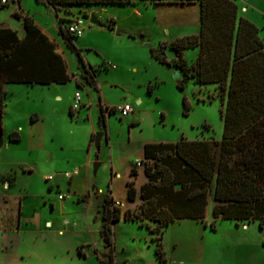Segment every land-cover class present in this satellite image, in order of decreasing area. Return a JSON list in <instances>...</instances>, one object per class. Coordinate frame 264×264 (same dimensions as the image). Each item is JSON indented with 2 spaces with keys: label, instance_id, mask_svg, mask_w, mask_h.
Listing matches in <instances>:
<instances>
[{
  "label": "rangeland",
  "instance_id": "rangeland-1",
  "mask_svg": "<svg viewBox=\"0 0 264 264\" xmlns=\"http://www.w3.org/2000/svg\"><path fill=\"white\" fill-rule=\"evenodd\" d=\"M255 1V5L260 3L264 10V0ZM18 7L23 13L28 11L43 27L53 25L57 21L51 9L35 4L34 0H18V3H11L9 0L8 6L0 10V23L18 26L20 29L21 19L13 16ZM248 7L258 12L257 9ZM260 13L264 14V11ZM73 14L75 15L70 9H64L61 24L62 20L69 19ZM92 14L103 25H110L113 19L114 30L109 32L113 37H109L103 27L89 22ZM76 15L82 16L85 29L75 43L81 50L84 61L96 70L100 90L91 87L88 91L79 87L81 99L88 103L90 108L87 112L81 108L78 114L73 113L72 117L68 115L65 104L70 100L69 95L74 93L73 82L59 87L57 92L36 87L37 89L31 92L36 99L35 104L27 110L24 109L31 114L27 118L23 115L17 117L13 113L14 109H7L3 122L6 133L8 135L17 130L21 140L0 149V210L3 212V224L16 222L17 207L21 199L25 209L24 216L34 219L36 225L39 224L38 218L55 215L57 218H69L70 223L75 220L80 227L81 219L86 214L83 213L82 204L77 203L72 195H66L61 210L57 209V203L54 212L50 210L48 203L43 204L48 195H51L54 203L56 202L55 190L47 194L44 175L59 174L63 169H69L71 172L72 166L76 165L82 169L76 177L77 193L87 191L89 179L95 176L98 189L103 193L109 192L111 166L123 173L129 164L128 156L138 152L142 141L175 142L181 137L194 140L203 136H210L217 141L221 139V111L224 109V103L218 97L217 88L200 87L192 79L187 81L183 90L177 88V81L183 79V73L175 65L177 53L171 43L185 34L192 35V25L188 26L182 22L186 17L190 22L196 19L191 7L185 12L175 4H146L142 0H135L129 7L104 4L88 6L85 9L80 7ZM257 27L260 29V36L264 38V26ZM117 28L128 31V34L115 35ZM55 36L62 46L61 39L56 33ZM151 49L162 52L166 62L158 61L152 55ZM64 51L68 69L76 72L80 69L76 55L68 49ZM183 51L182 55L189 64L195 61L196 48H186ZM77 72L82 74V69ZM176 73L179 74L177 77L174 76ZM148 86H151V92H148ZM55 93L61 98L57 100ZM183 97H186L190 104L187 115L183 114ZM136 99L141 101L140 108L135 102ZM101 100L113 106L128 103L134 111L138 110L135 112L136 123H127L128 117L117 112L106 114V128L100 127L102 130L96 131L103 132L100 141L102 147L96 151L94 136L90 143L94 149V157L97 153L101 166L95 176L92 166L87 177L84 167L88 155L85 142L91 122L94 124L98 120ZM33 109L38 113H45L44 119L36 121L32 115L34 111L31 112ZM87 113L86 118L84 114ZM107 136L109 142L106 140ZM22 167L31 170L23 171ZM10 170L11 172L2 174ZM14 175L15 185L8 191L10 195L7 202V195H4L2 190L7 192V184L13 182ZM48 183L51 184L50 180ZM122 189L121 184L115 185L117 195ZM62 196L65 198L64 193ZM88 200L92 210L98 208L97 198L91 196ZM204 221V224L194 223V226L185 229L201 248L200 253H196V258L187 240L178 241L179 246L173 249L172 239L175 234L169 227L164 230L162 243L167 256L166 264H264V223L260 228L256 220L237 225L234 220L219 218L212 228L213 217L210 210L206 213ZM119 229L121 238L128 234L126 228ZM86 236L83 232H77L67 242L59 243L53 240L45 241L43 233L35 235L15 233L12 230L3 232L0 229V264H74L64 258V249L77 241H84ZM154 236L155 234L148 232L146 241L144 242V236L140 240L144 245L141 252L135 253L132 249L119 252L118 259L129 254L130 264L154 260ZM79 249L82 250V247L78 246L77 251H80ZM52 256L54 258H51Z\"/></svg>",
  "mask_w": 264,
  "mask_h": 264
},
{
  "label": "trees",
  "instance_id": "trees-1",
  "mask_svg": "<svg viewBox=\"0 0 264 264\" xmlns=\"http://www.w3.org/2000/svg\"><path fill=\"white\" fill-rule=\"evenodd\" d=\"M35 1L55 11L76 5L133 3V0ZM147 1L199 3V31L171 43L177 53L175 65L183 73L177 88L183 90L189 79L199 85L215 84L218 97L224 103L219 141L181 137L175 142H147L143 146L144 157L140 163L147 180L141 185V202L136 209H126L122 217L155 234L152 238L155 258L157 264H165L167 256L162 243L165 228L175 220H203L210 192L214 201L212 228L219 218L234 220L237 225L256 220L260 228L264 223V38L253 22L239 15L235 0ZM5 5L0 0V9ZM13 16L22 20L25 35L20 39L0 27V127L5 83L69 81L54 44L39 31L32 18L22 10H15ZM74 16L62 20L60 34L77 57L81 77L96 89L95 69L84 61L81 50L75 45L77 37L67 34L64 28ZM186 48L198 49L194 63L189 64L184 59L182 52ZM151 53L158 61L166 62L162 52L151 49ZM147 90L151 92V86ZM182 105L183 114L187 115L190 104L186 97ZM112 107L99 106L100 127L106 128V114L114 112ZM69 115H73L71 109ZM8 139L19 141L18 131H11ZM138 166L134 162L130 169L129 200L135 199L134 178ZM120 218L121 210L108 192L101 214L100 232L106 249L100 251V264H116L111 222Z\"/></svg>",
  "mask_w": 264,
  "mask_h": 264
},
{
  "label": "crops",
  "instance_id": "crops-1",
  "mask_svg": "<svg viewBox=\"0 0 264 264\" xmlns=\"http://www.w3.org/2000/svg\"><path fill=\"white\" fill-rule=\"evenodd\" d=\"M142 1L145 2L146 4L147 3L149 4V1H147V0H142ZM258 1L261 2L262 0H258ZM1 2L3 3V0H1ZM15 2L18 3V0H11V3H15ZM235 2L239 6V15L246 17L247 19H249L251 22H253L257 26L258 25L264 26V14L260 13V12H263L264 10L260 6V3H258V5H255L256 4L255 0H235ZM134 3H135V0H133V3L122 5V6H128L129 7V6L133 5ZM4 4H6V5L3 8H1L0 10H2L8 6L9 0H5ZM35 4L44 5L47 8L51 9L48 5L40 3V2L35 1ZM157 4H161V3H157ZM93 5H100V4H93ZM105 5H112V4H105ZM175 5L176 6L178 5L180 7V9H182L185 12L188 11L189 7L192 8L196 19H194L190 22V20L187 21V17H186L185 20H183L182 22L186 23L188 26L191 24L192 28H193L191 31V34H196L199 31V3L198 2L183 3V4L178 3ZM89 6H92V5H89ZM117 6H119V5H117ZM248 6H251V8L253 7L255 9H257L258 12L255 11L254 9H250ZM80 7L81 6L76 5V6H71L69 9H70V12H73L76 15V13L79 12ZM85 7H88V6H83L82 8L85 9ZM18 10H19V7H18ZM51 10L55 14L57 21L54 22L53 25H45L44 27L41 26L37 21H35L33 19V17L29 14L28 11L25 14H27L28 16H30L32 18L33 23L37 26L39 31L43 35H45L46 38L51 43L54 44V51L60 55V57L62 58V60L65 64V73L69 76V81H67L66 83L50 82L47 84H41V83H31V84H28V83H5L3 85V88L6 91V96L4 98V108H3V113H2V117H1V128L3 130V137H4V146L3 147L8 146L10 143H13V141H10L8 139V135L6 133V129H5L4 123H3L4 118L6 116V113H7V109L8 108L14 109L13 113L17 117L23 115L25 118H27L28 115H31L25 110L29 109L28 107L33 106L35 104L36 99H35V97H33L31 95V92L34 91L35 89H37L36 87H40L38 89H44V88L48 89V90L51 89V90H54V92H57V91H59L58 90L59 87L73 82L75 84L74 93L76 91L80 90L79 87L85 88V89H88V88L90 89L91 87H93L84 78L81 77V74H78L77 71H80L81 68L77 69L76 72H71L68 69L67 61L65 59L64 49H68L69 51H70V49L67 47L62 35L60 34V28H59V26L61 24L62 15L64 13V9L60 8L56 11L53 9H51ZM72 16H74V14ZM18 20H20V19H18ZM4 24H8V23L2 22V23H0V27H5L9 31H11V33H13L15 36H17L20 39L24 37L25 29L22 25V20H20V26H19L20 29H18V26H11L9 24L8 25H4ZM104 25L105 26H103V28L105 29L108 36L113 37V35L111 33H109L110 31L112 32L114 30L113 29L114 28L113 19H112L110 25H108L107 23ZM55 33L61 39L60 41L62 42V46L58 43V40L55 36ZM127 34H128V31H127ZM186 35H189V34H185L183 36H186ZM75 45H76V43H75ZM71 53H73V52H71ZM183 53H184V51H183ZM197 53H198V49H197ZM194 62L195 61H193L191 63H194ZM78 68H79V66H78ZM95 83H96L95 84L96 89L100 90V86H99L100 80H99V78H97L96 70H95ZM77 84H80V85L78 86ZM197 85H199V84H197ZM199 86L200 87H206V86L217 87L215 84H205V85H199ZM89 89H88V91H89ZM79 93H80V101L82 104L81 108L82 109L84 108L83 110H85L87 112L88 109L90 108V105L88 103H85L84 100L81 99V96H82L81 92L79 91ZM73 94H72V96L69 95L70 100L67 101L65 104V106L67 107L68 115H69V110L71 109L70 107L72 104L71 101L73 100ZM54 97H56L57 100L61 98V96L58 93H55ZM99 102H100L99 106H103V107L107 106L108 108H110V106L111 107L113 106V104L106 103L103 100H101ZM135 102H136V104H139V108H140L141 101L139 99H136ZM121 104H128V103H121ZM131 108H132V111L126 115L128 117L127 123L134 124V123H136L135 122V120H136L135 112L138 110L134 111L132 106H131ZM32 111H34L32 113V115H34V118L36 121L37 120H43L45 115H46L45 113H38L36 109L31 110V112ZM22 112H25V114H23ZM78 112L76 113V115L78 114ZM107 114L110 115L108 112H107ZM72 116H70V117H72ZM84 116L87 118L88 113L84 114ZM204 127H206L205 128L206 130H208V127L206 125H204ZM97 130H102V129H100V126L98 124V120H97V122H94V124H93V122H91V127L88 131V134L86 137V142H85V149H86V153L88 155H87V160L84 162V167L87 170V177H88V174H90V172H91L90 169L92 168L93 163L99 162L97 153H96V157H94V149H93V147L90 146L92 136H94V138H95V132ZM14 131H17V130H14ZM105 133L107 134V131H105ZM209 138L212 139V137H210V136L209 137L203 136L202 138H198V139H209ZM20 140H21V136H20ZM106 140H107V142H109L110 139L108 138V136L106 137ZM194 140H196V139H194ZM147 142H158V141H148V140L142 141L138 147L139 149H137L138 152L136 154H132V155L128 156L129 164L123 173L119 172L116 167L111 166L110 179H109V194L112 196L114 202H118V203L122 204L121 206H119V208L121 210V218L118 221L111 222V228H112V232H113V235H112V237H113V248H114L113 253H114V261L116 262V264H130L129 259L131 257L129 254L127 255L128 257L126 255H122V258L118 259V253L123 252V251H127L129 249L134 250L135 253H137L139 251L141 252L144 245L141 244L142 242H140V240L144 236V238H145L144 242H145L146 241V235L149 232V230L146 227H141L136 222H133V221H126L122 217V215L124 214V211L126 209H136L141 202V196H140L141 185L147 180V177L145 176V173H144L142 163H140V165L138 166V174L134 178V188L136 190V195H135L134 200H129L127 197V181H129L131 179L130 169H131L132 163L140 162L143 159V157H144L143 146ZM164 142H169V141H164ZM100 147H102V145ZM66 162L70 163L68 160H66ZM100 166H101V164H100ZM26 169L29 171L31 170L27 167V168H23V171H25ZM63 170L64 171L59 170L60 171L59 174L52 175L53 180L50 181L51 184H49L48 181L45 180V185L47 188V194H50V192L52 190L53 191L55 190L56 202L54 203L51 195L50 196L48 195L47 196L48 198L43 201V204L48 203V206H50V210L52 212H54V209L56 207L58 210H61V206H63V201L66 199V195H72L73 199L77 203L82 204V206L84 207L83 213L86 214L81 219L80 227H78V223L75 220H73V222L70 223V221H68L69 218H66V217L65 218L64 217L57 218V217H55V215H53L54 217L50 215V217L46 216V217H41L40 219L38 218L39 224L36 225L34 219H30V218H27L24 216L25 209L23 208V205L21 203L22 200L20 199L19 203H18V207H17L16 222H14L13 224H9V222L3 224V221H2L3 212H2V210H0V215H1L0 229L3 232H6V231L9 232L12 230L15 233H33L35 235H38L39 233H41V234L43 233V239L45 241L53 240V241L59 242V243L67 242L69 240V238L71 236L72 237L75 236V234L77 232H83L84 234L87 235L86 236L87 238L84 241L75 242L74 245L72 244L67 249L65 248L64 253L62 255H65L64 258H66L70 262H73L74 264H89V263L100 264V262H99L100 251L106 249V247L102 244V239H101V232H100L101 223H102L101 214H102V209H103L104 197L108 192L105 191L103 193V191L101 189H98L96 178H95L96 176H95L92 179L91 178L89 179V183H88L89 187H88L87 191L77 193V178L76 177H78L80 175V172L82 170L81 167L73 165L72 166L73 171L70 172L69 169L68 170L63 169ZM15 171L16 170H14L13 173H15ZM7 172H11V170L10 171H4L2 174H5ZM62 172H70V173H72V176L70 178H65V177H63ZM43 177L46 178L47 175H44ZM6 183H8V182H6ZM117 184H121V186L123 188L122 192L118 195L115 193V190H114L115 185H117ZM14 185H15V175H14L13 182L9 185L7 184V186H9V187L7 188L4 186L5 188H7V192L5 190H2L4 195H7V200H6L7 202L9 200L8 197L10 195V194H8V191H10L12 189V187H14ZM0 193H1V189H0ZM63 193L65 195V198H59V196H61ZM91 196L93 198H97L96 204L98 205V208L95 210H92L89 207L91 204H90V200H88V199L91 198ZM77 198H82V199H81V201H77ZM87 200L89 202H87ZM7 202H6V204H7ZM56 203H57V206H56ZM213 205H214V201H213L212 197L209 195L205 216L209 210L212 214ZM204 219H205V217L203 218V220L180 219V220H175V221L171 222L166 228L169 227V229L172 232H174V234H175V238L172 239L173 249L176 248L177 246H179L178 241L186 242V240H187L189 242V246H191V252H192V254H194L193 255L194 258H196L195 255H196V253H200L201 248L198 246L197 242L194 240L195 238H193V236H190V234L186 233L185 229L190 228V226L193 225L194 223H197V224L203 223L204 224L205 223ZM32 220H34V221H32ZM121 227H124L128 230V234H125V236H123L122 238L119 235L120 234L119 228H121ZM65 228H69V229L66 230ZM78 228H81V229H78ZM145 230H148V232H146ZM78 246L82 247V250L79 249L80 251H77ZM154 256H155V254H154ZM51 258H54V256H52ZM142 264H157V261H156V258H154V260L148 261V262H143Z\"/></svg>",
  "mask_w": 264,
  "mask_h": 264
},
{
  "label": "built area",
  "instance_id": "built-area-1",
  "mask_svg": "<svg viewBox=\"0 0 264 264\" xmlns=\"http://www.w3.org/2000/svg\"><path fill=\"white\" fill-rule=\"evenodd\" d=\"M5 2V0H3V3ZM65 31L67 34H70L72 36H76L79 37L83 34V31L85 29V25H84V21L82 16H74L73 18H71L70 22L65 24ZM82 107L81 101H80V93L78 91H76L73 94V100H72V104H71V111L72 113H77ZM114 112L119 113L121 116H126L128 113H130L132 111V108L130 105L128 104H121V105H115L112 107ZM137 165H140V162H137ZM72 176V173L70 172H64L63 173V177L65 178H70ZM45 180H53V176H47ZM59 198H63V196H59ZM115 206L119 207L122 204L118 203V202H114Z\"/></svg>",
  "mask_w": 264,
  "mask_h": 264
},
{
  "label": "water",
  "instance_id": "water-1",
  "mask_svg": "<svg viewBox=\"0 0 264 264\" xmlns=\"http://www.w3.org/2000/svg\"><path fill=\"white\" fill-rule=\"evenodd\" d=\"M89 22L94 24V25H97L99 27H103L104 25L97 19V17L95 15H91L89 17ZM121 34H127V31L126 30H123V29H119L117 28L116 31H115V35L119 36ZM179 74L176 73L174 76L177 77ZM103 136V132L102 131H98L95 133V138H94V147L96 149V151L99 150V147H100V141H101V138ZM4 146V137H3V130L2 128L0 127V149ZM100 166V163L99 162H94L93 163V175L95 176L96 175V172H97V169L98 167Z\"/></svg>",
  "mask_w": 264,
  "mask_h": 264
}]
</instances>
